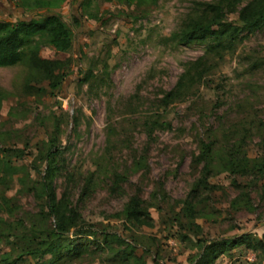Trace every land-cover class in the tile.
Wrapping results in <instances>:
<instances>
[{
  "label": "rangeland",
  "instance_id": "374dc122",
  "mask_svg": "<svg viewBox=\"0 0 264 264\" xmlns=\"http://www.w3.org/2000/svg\"><path fill=\"white\" fill-rule=\"evenodd\" d=\"M247 1L150 0L135 6L120 0H90L88 5L64 0L53 11L71 28L72 48L60 52L41 46L36 52L53 61L54 68L35 70L24 62L0 67V146L24 151L22 159L13 161L29 166L30 183L36 177L30 165L45 168L41 157L54 140L56 195L68 196L80 215L78 227L89 231L76 237L77 227L70 231L73 243L82 246L57 264H109L98 230L136 244L137 254L149 247L144 254L149 264L154 257L159 264H202L197 238L208 242L264 231V178L257 181L252 174L213 172L208 178L213 188L194 193L195 208L203 212L190 222L183 211L201 176L200 140L232 143L245 125L249 135L241 150L264 168V131L259 128V121L264 123V27L233 50H224L221 58L207 53L213 33L205 41L174 39L204 4L222 2L215 22L238 24V10ZM43 14L46 10L38 4L25 11L15 1L0 0V20ZM201 58L211 66L204 82L185 99L165 105L162 97L185 64ZM84 76L88 80L81 82ZM19 175L15 171L6 183L0 178V217L13 226L22 224L5 230L16 242L0 240V264L6 256H16L17 236L41 217V202L24 189ZM89 176L92 187L82 195ZM134 193L148 208L151 225L132 227L121 217ZM108 244L124 247L115 240ZM261 260L259 252L238 246L219 254L213 264H264ZM17 264L35 260L25 256Z\"/></svg>",
  "mask_w": 264,
  "mask_h": 264
},
{
  "label": "trees",
  "instance_id": "16d2710c",
  "mask_svg": "<svg viewBox=\"0 0 264 264\" xmlns=\"http://www.w3.org/2000/svg\"><path fill=\"white\" fill-rule=\"evenodd\" d=\"M18 7L25 11L34 9L37 4L45 8L46 14L28 18H18L15 21L0 20V67L12 66L18 63H26L32 69H43L51 71L55 63L53 61L39 58L36 52L41 46H49L56 51L68 52L72 48L73 35L71 28L54 12L64 0H12ZM126 5L139 6L150 3V0H120ZM90 0H83L88 5ZM222 8V2L219 5L206 3L200 9L199 14L191 16L177 32L174 33V39L179 43L192 41H205L213 33V43L209 45L207 53L223 56L224 50H233L236 43L241 42L248 34L253 33L264 27V0H249L238 10V24L231 22H215L218 11ZM73 20L78 21L76 16ZM216 29H212L213 25ZM204 59H198L194 62L185 64L184 70L177 78L174 86L167 90L162 100L165 105L170 102L183 100L188 94L197 89V85L204 82V76L209 72L211 66H205ZM88 76H84L81 82L87 81ZM54 86V84H53ZM260 127L264 131V123L259 121ZM239 138L234 132V141L217 146L213 140H200L198 162H202L201 176L198 177L191 188L189 197L184 201L183 211L190 222L196 216H199L203 210L195 208L193 203L194 193L202 190H211L213 185L208 178L213 172L229 171L231 173H241L256 177L257 181L264 178V168L259 167L255 160L247 156L246 152L241 150L244 138L249 135V128L240 125ZM58 125H55V130ZM264 139V135H263ZM54 140L51 141V148L48 149L42 161L45 162V168L41 171L36 162L30 165L32 171L36 174L35 178L29 181V166H16L13 159H22L24 151L19 148H9L0 146V178L3 183L13 180L14 172L18 171V180L22 182L25 190L36 195L41 202L40 218H35L30 223L27 233H19L21 245L16 256L10 255L3 260L5 264H17L23 257L31 256L35 264H57L62 258L72 256L80 250L81 244L73 243V237H70V231L77 227L73 234L75 237L79 234L89 232L86 227H78L80 215L78 209L70 205L68 196L58 198L55 192V180L58 173V166L55 163L54 156L57 153V147ZM54 148V149H53ZM138 165V161H135ZM137 170V168H136ZM91 176L87 177L82 195H87L92 185ZM241 194V198L247 197ZM121 217L132 227L139 228L142 225H151L152 217L148 208L143 205V201L137 193L132 194L125 202L120 211ZM38 222L36 223V220ZM40 219V220H39ZM47 222L49 225L47 226ZM37 226V227H36ZM8 227V228H7ZM20 229L22 224L13 226L10 222L0 217V240H9L10 233L5 230ZM131 230V227L128 226ZM97 230V229H96ZM101 234L100 244L105 243L108 248L109 264H149L146 255L150 249L143 248V254L136 253V244L127 242L123 237L115 233L98 230ZM72 234V233H71ZM133 240L135 235L131 233ZM118 241L124 244L120 249H113L108 243ZM13 240H9L11 245ZM16 245V243H15ZM195 245L200 249L198 256L202 264H213L216 257L238 246H245L262 256L264 260V231L258 234L254 231L242 232L233 236L219 237L211 239L208 242L204 238H197ZM157 257L152 258V264H159ZM193 264H199L198 261ZM262 264V263H260Z\"/></svg>",
  "mask_w": 264,
  "mask_h": 264
}]
</instances>
